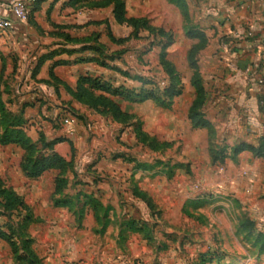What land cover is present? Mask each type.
<instances>
[{"label": "rangeland", "instance_id": "1", "mask_svg": "<svg viewBox=\"0 0 264 264\" xmlns=\"http://www.w3.org/2000/svg\"><path fill=\"white\" fill-rule=\"evenodd\" d=\"M169 1L124 0L136 23L114 17L45 34L59 44L45 55L92 54L104 65L92 60L95 73L83 75L117 93L78 87L80 77L39 79L37 68L21 78L4 62L0 187L22 202L0 189V264H264V184L235 181L244 175L237 146L205 105L192 111L204 32L196 13ZM6 132L21 141L2 142ZM54 154L66 163L25 170Z\"/></svg>", "mask_w": 264, "mask_h": 264}, {"label": "crops", "instance_id": "2", "mask_svg": "<svg viewBox=\"0 0 264 264\" xmlns=\"http://www.w3.org/2000/svg\"><path fill=\"white\" fill-rule=\"evenodd\" d=\"M185 1L192 14L198 15L199 28L207 37L205 47L198 53L207 92L206 118L214 122L218 134L231 147L250 144L263 153L257 156L243 150L238 153L235 165L244 174L235 181L239 179V184L245 182L257 187L264 184V0ZM113 10V5L91 8L73 0H43L32 5L31 21L15 20L11 29L0 33V76L6 61L9 71H14L17 64L19 77H31L46 56V48L52 45L50 49L54 51L59 46L46 41L45 34L56 30L55 26H86L96 20H106L112 25ZM15 47L19 51L17 56L12 55ZM73 54L58 56L55 52L46 56L35 76L49 79L54 68L57 76L75 84L81 75L95 73L97 65L89 60L92 54ZM77 58L79 61L71 65L56 64L61 59ZM236 186L230 184V188Z\"/></svg>", "mask_w": 264, "mask_h": 264}, {"label": "trees", "instance_id": "3", "mask_svg": "<svg viewBox=\"0 0 264 264\" xmlns=\"http://www.w3.org/2000/svg\"><path fill=\"white\" fill-rule=\"evenodd\" d=\"M43 0H37L34 4L38 5L42 2ZM74 3H80L83 5H87L88 7L91 8H98V7H107L109 5H113L114 10V17L117 19V21L119 22H134L136 23L138 20L134 19V18H126L125 16V10H124V0H73ZM181 2L183 3V7H187V3L185 0H181ZM186 9V8H185ZM29 21H31V13L29 16ZM59 27V26H58ZM203 39V42L201 44V49H203L206 45L207 42V37L205 36V34H201ZM73 41H79V39L74 38ZM87 48V47H85ZM199 50V51H200ZM49 56V55H46ZM42 58L37 66V70L40 67V65L44 62L45 58ZM88 59H81L80 61H86ZM89 60H95L97 62H100L102 65H104L103 61H101L98 58H93V59H89ZM63 63V62H62ZM61 64V62H57L56 63ZM50 75L53 78H57L56 74L53 72V70H51ZM82 83H86L89 84L91 86H94L97 89H101L104 91H112L113 93H117L119 91L118 88H115L112 84L108 83V82H102L100 78L96 77L93 78L91 75H83L79 78V84L78 87L82 84ZM207 100V92L202 84V86L200 85V83L198 84L197 82V97L193 103L192 106V111L195 112L196 109L198 108V106H203L205 105ZM114 105V104H113ZM198 115V113H197ZM1 124V121H0ZM197 126H201V127H205V126H210V123L208 122L207 119H205L204 117H199L197 118ZM2 142H18L21 141V138H12L10 136V134H8L7 132L2 136L1 138ZM243 150H249L254 152L257 156H262L263 153L261 151H259V149L255 148L254 146L250 145V144H241L239 146H237L235 152L236 153H240ZM32 160H27L24 164V168L26 171H28L32 176H38L39 174H41L42 172H44L45 170L57 166V165H62L63 163H66L65 159H63V157H61L60 155L54 154L53 156L47 157V158H43V159H37L33 162V164H31ZM1 192L7 197L8 201L10 204H15V203H20L22 202V200L20 199L19 196H17L14 192L10 191L9 189L5 188V187H0ZM1 235L4 237H7V233L5 232H1ZM14 244V243H13ZM16 250V248H15ZM33 255V254H32Z\"/></svg>", "mask_w": 264, "mask_h": 264}, {"label": "built area", "instance_id": "4", "mask_svg": "<svg viewBox=\"0 0 264 264\" xmlns=\"http://www.w3.org/2000/svg\"><path fill=\"white\" fill-rule=\"evenodd\" d=\"M37 0H10L0 2V33L11 29L14 21L26 23L29 21L32 5Z\"/></svg>", "mask_w": 264, "mask_h": 264}]
</instances>
